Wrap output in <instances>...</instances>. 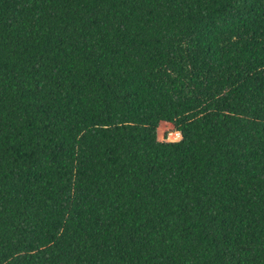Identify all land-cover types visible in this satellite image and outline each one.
<instances>
[{
    "label": "trees",
    "instance_id": "obj_1",
    "mask_svg": "<svg viewBox=\"0 0 264 264\" xmlns=\"http://www.w3.org/2000/svg\"><path fill=\"white\" fill-rule=\"evenodd\" d=\"M0 264H264V0H0Z\"/></svg>",
    "mask_w": 264,
    "mask_h": 264
},
{
    "label": "rangeland",
    "instance_id": "obj_2",
    "mask_svg": "<svg viewBox=\"0 0 264 264\" xmlns=\"http://www.w3.org/2000/svg\"><path fill=\"white\" fill-rule=\"evenodd\" d=\"M157 138L159 141H178L181 139V136H178V132L171 124L160 123L157 129Z\"/></svg>",
    "mask_w": 264,
    "mask_h": 264
},
{
    "label": "built area",
    "instance_id": "obj_3",
    "mask_svg": "<svg viewBox=\"0 0 264 264\" xmlns=\"http://www.w3.org/2000/svg\"><path fill=\"white\" fill-rule=\"evenodd\" d=\"M178 136H180V134L178 133Z\"/></svg>",
    "mask_w": 264,
    "mask_h": 264
},
{
    "label": "clouds",
    "instance_id": "obj_4",
    "mask_svg": "<svg viewBox=\"0 0 264 264\" xmlns=\"http://www.w3.org/2000/svg\"><path fill=\"white\" fill-rule=\"evenodd\" d=\"M178 132V131H177ZM179 133V132H178ZM180 134V133H179ZM181 136V135H180Z\"/></svg>",
    "mask_w": 264,
    "mask_h": 264
}]
</instances>
